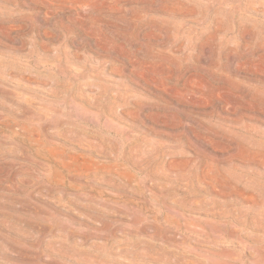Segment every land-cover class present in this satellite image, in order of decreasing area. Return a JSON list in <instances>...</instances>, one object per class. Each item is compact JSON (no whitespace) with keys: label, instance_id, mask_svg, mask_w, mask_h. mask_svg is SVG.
Wrapping results in <instances>:
<instances>
[{"label":"rangeland","instance_id":"1","mask_svg":"<svg viewBox=\"0 0 264 264\" xmlns=\"http://www.w3.org/2000/svg\"><path fill=\"white\" fill-rule=\"evenodd\" d=\"M0 264H264V0H0Z\"/></svg>","mask_w":264,"mask_h":264}]
</instances>
